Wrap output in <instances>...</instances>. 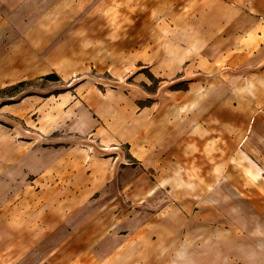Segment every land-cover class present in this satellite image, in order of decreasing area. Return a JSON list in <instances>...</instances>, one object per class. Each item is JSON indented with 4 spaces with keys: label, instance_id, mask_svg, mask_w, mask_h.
Here are the masks:
<instances>
[{
    "label": "crops",
    "instance_id": "0c3cea01",
    "mask_svg": "<svg viewBox=\"0 0 264 264\" xmlns=\"http://www.w3.org/2000/svg\"><path fill=\"white\" fill-rule=\"evenodd\" d=\"M221 1L217 20H210L209 35H216L219 43L233 42L234 61L249 59V69L242 70L252 76L243 91L235 89L233 97L237 102L229 101L224 107L223 101L218 104L215 99L214 104H204L200 109L195 105V109L194 102L186 97L185 101L174 100V104L169 101L171 109H156L155 102L153 110L148 106L137 108V101L119 96L97 100L89 128L105 144L130 146L131 155L145 168H156L157 164L161 167L163 163L168 167L167 161L162 162V155L165 153L167 159L168 150L180 146L176 142L178 133L183 135L190 153L198 145L209 148L207 134L213 129L210 123H240L246 96L252 103L264 104V80L258 83L257 79L264 75V64L257 70L250 68L264 62V0ZM94 2L0 0V28H4L1 33L6 37V45L0 46L2 66L15 65L16 54L13 58L7 54H14L18 43L30 44L34 50L32 44L46 42L48 27L61 26V19L71 20ZM17 10L50 11L55 15L54 22L39 17L20 18L17 23ZM226 26L234 28L232 41L222 35ZM83 37L79 45L90 42ZM207 41L208 32L203 39ZM34 51L42 53L38 48ZM22 53L31 58L28 64L37 62L27 51ZM183 107L185 118L179 120L183 118L177 114ZM193 133H199L200 142ZM212 140L217 144L216 137ZM78 153L81 157H58L49 166L44 151L34 153L29 148L19 178L13 167L17 164L16 145L9 148L7 155L3 154L9 161L5 168L9 177L0 178V264H264V227H255L246 236L237 233V226L226 234L229 221L226 222L225 197L207 194L214 180L177 179L166 171L153 180L129 179L122 172L128 167L121 159L89 155L84 150ZM33 155L36 159L40 156L37 165L33 164ZM169 166L176 171L177 165ZM180 166L193 173L195 165L188 159ZM200 169L204 170L200 166L195 171ZM216 182L213 187L225 185L223 180ZM17 187H25L19 197ZM111 187L113 193L107 190ZM254 215L257 219L258 213Z\"/></svg>",
    "mask_w": 264,
    "mask_h": 264
},
{
    "label": "rangeland",
    "instance_id": "374dc122",
    "mask_svg": "<svg viewBox=\"0 0 264 264\" xmlns=\"http://www.w3.org/2000/svg\"><path fill=\"white\" fill-rule=\"evenodd\" d=\"M221 2L96 0L75 13L71 20L61 19V26L48 27L50 33L44 36L46 42L32 44L41 54L32 50L30 44L18 43L16 52L7 54L12 58L16 54L15 65L2 66L3 59L0 60V178L9 177L5 169L9 161L4 155L14 145L16 178L22 177L19 169L25 168V152L29 148H33L34 153L44 151L49 166L58 157L79 158L78 152L84 150L89 155L121 159L128 167L122 172L129 179L153 180L158 173L166 171L177 179H212L213 185L217 179L223 180L225 185L209 186L207 194L218 193L225 197L226 222L229 221L225 225L226 234L237 226V233L246 236L255 227H264V104L252 103L246 96L247 105L242 110L244 119L240 123H210L213 129L207 134L209 148L198 145L190 153V149L185 148L183 135L178 133L176 142L180 146L170 148L168 158L165 159L164 153L161 159L169 165H177L176 171L164 163L161 167L157 164L156 168L151 165L145 168L131 155L130 146L105 144L89 128L95 116V102L114 96L135 100L140 109L143 106L153 109L155 102L156 109H171L169 101L174 104V100L181 102L186 97L194 102L195 109V105L200 109L204 104H214L215 99L218 104L223 101L224 107H228L229 101L236 103L235 89L243 91L252 76L244 74L249 69V59L234 61L233 42L219 43L216 35H209L210 20H217ZM16 14L17 23L20 18L39 17L49 18L50 23L55 16L50 11L36 10H17ZM30 28H27L28 34ZM3 29L0 28V33ZM206 32L208 41L203 42ZM1 35L0 46H4L6 37ZM222 35L232 41L234 28L224 27ZM82 36L90 42L79 45ZM23 51L37 62L28 64L31 58L24 57ZM263 64L262 61L250 68L259 69ZM50 72L57 73L59 79L43 77ZM257 79L260 83L264 75ZM184 110L183 107L177 114L183 118L179 120H184ZM193 136H198L197 142L201 141L199 133ZM213 137L217 138V144ZM39 159L40 156L36 159L33 155V164L37 165ZM188 159L204 170L195 171L199 167L193 166V174L180 166ZM24 189L17 187V197L23 195ZM107 190L113 193V187Z\"/></svg>",
    "mask_w": 264,
    "mask_h": 264
},
{
    "label": "trees",
    "instance_id": "16d2710c",
    "mask_svg": "<svg viewBox=\"0 0 264 264\" xmlns=\"http://www.w3.org/2000/svg\"><path fill=\"white\" fill-rule=\"evenodd\" d=\"M43 77L46 79H54V80L59 79V76L56 73L46 74ZM18 84H22V82H18Z\"/></svg>",
    "mask_w": 264,
    "mask_h": 264
},
{
    "label": "bare ground",
    "instance_id": "6f19581e",
    "mask_svg": "<svg viewBox=\"0 0 264 264\" xmlns=\"http://www.w3.org/2000/svg\"><path fill=\"white\" fill-rule=\"evenodd\" d=\"M257 172H258V170H257ZM259 173V172H258Z\"/></svg>",
    "mask_w": 264,
    "mask_h": 264
}]
</instances>
